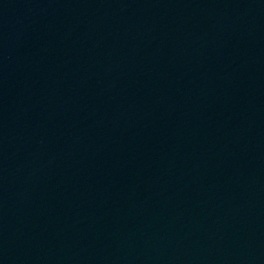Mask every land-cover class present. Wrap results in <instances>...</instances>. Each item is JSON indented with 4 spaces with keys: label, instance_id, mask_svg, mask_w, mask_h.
<instances>
[{
    "label": "water",
    "instance_id": "95a60500",
    "mask_svg": "<svg viewBox=\"0 0 264 264\" xmlns=\"http://www.w3.org/2000/svg\"><path fill=\"white\" fill-rule=\"evenodd\" d=\"M0 264H264V0H0Z\"/></svg>",
    "mask_w": 264,
    "mask_h": 264
}]
</instances>
